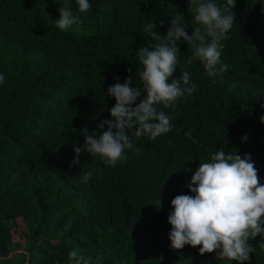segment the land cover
I'll return each mask as SVG.
<instances>
[{
	"label": "trees",
	"instance_id": "trees-1",
	"mask_svg": "<svg viewBox=\"0 0 264 264\" xmlns=\"http://www.w3.org/2000/svg\"><path fill=\"white\" fill-rule=\"evenodd\" d=\"M65 2L0 0V264H73V249L93 264H238L190 245L173 249L168 216L173 198L194 195L193 174L221 148L250 154L264 184V0H235L222 41L226 72L210 77L177 42L172 79L187 71L197 89L164 109L179 113L171 132L134 137L139 153L127 150L114 167L87 153L74 164V146H83V129L112 119L109 86L131 76L142 88L136 53L156 43L143 28L154 23L166 37L182 16L191 36L200 25L189 0H89L86 13L68 0L83 23L62 31L55 21ZM249 243L245 264H264V237Z\"/></svg>",
	"mask_w": 264,
	"mask_h": 264
},
{
	"label": "clouds",
	"instance_id": "clouds-1",
	"mask_svg": "<svg viewBox=\"0 0 264 264\" xmlns=\"http://www.w3.org/2000/svg\"><path fill=\"white\" fill-rule=\"evenodd\" d=\"M76 2L80 13L91 8L89 0ZM189 4L190 13H195L194 20L200 25L191 36L182 16L172 20L166 37L154 31V23L145 25L143 31L156 43L136 53L142 65L138 72L142 88L133 86L131 76L123 84L109 86L107 94L116 100L111 109L112 119L100 121L92 132L83 129V146H74V164L79 163L82 153H87L91 157L99 156L105 165L114 167L126 161L127 150L139 153L134 137L148 135L154 140L173 130L171 122L179 113L167 114L164 109H174L181 98L191 96L197 89V85L190 83L191 75L187 71L172 79L179 63L178 41L183 40L191 47L188 62H201L210 77L228 70L229 66L221 60L222 41L228 39L227 33L235 23V14L231 11L236 6L235 0H226L223 7L214 0H189ZM58 11L60 19L55 24L59 30L66 31L83 23L79 16L73 15L68 0ZM5 79L0 73V85ZM260 122L264 124V116ZM126 130L134 131L128 135ZM186 135L192 138L191 131ZM247 139L245 136L243 142ZM92 174L84 172L82 180L86 183ZM188 188L194 195H178L171 201L173 210L168 216L171 247L181 250L190 245L198 247L202 256L216 253L219 259L238 264L249 261L255 251L249 241L264 237V184L250 154L242 158L236 150L225 152L223 148L210 154V161L200 163ZM69 259L73 264H93L92 258L86 259L79 249L70 251Z\"/></svg>",
	"mask_w": 264,
	"mask_h": 264
}]
</instances>
